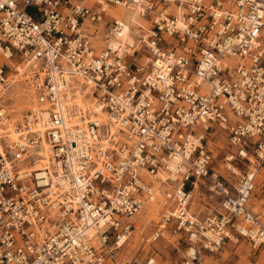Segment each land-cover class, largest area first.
I'll return each instance as SVG.
<instances>
[{
	"label": "built area",
	"instance_id": "built-area-1",
	"mask_svg": "<svg viewBox=\"0 0 264 264\" xmlns=\"http://www.w3.org/2000/svg\"><path fill=\"white\" fill-rule=\"evenodd\" d=\"M0 57V92L24 77L37 101L16 140L0 114V264H157L120 250L159 198L152 239L188 243L173 264L264 245V0H0ZM200 184L220 197L202 214Z\"/></svg>",
	"mask_w": 264,
	"mask_h": 264
},
{
	"label": "rangeland",
	"instance_id": "rangeland-1",
	"mask_svg": "<svg viewBox=\"0 0 264 264\" xmlns=\"http://www.w3.org/2000/svg\"><path fill=\"white\" fill-rule=\"evenodd\" d=\"M111 13L123 15L125 11L121 8H114ZM4 60L3 57H0V61ZM2 93L4 95L0 99V107L7 112L6 114L11 116V121L8 122L12 126L22 120L23 115L29 108L37 104L31 86L24 81V77H20V81L14 83L6 91L2 90L0 95ZM217 145L214 166L219 170L220 175L222 174V178L226 179L224 176H229L230 181H238L239 177L231 175L223 161V156L232 152L234 148L228 144L224 135L217 136ZM234 165L235 170L240 174L248 169L249 164L244 160V164L237 161ZM219 200L220 197L201 185V188L193 191L191 210L201 211L202 214V212L213 208ZM163 202L162 198H159L149 203L138 215L133 217L135 229L120 250V256L123 259L141 263L148 257L153 256L157 264H173V262L181 261L185 257L188 243L182 233H175L173 229L168 228L165 230L164 236L156 240L152 239L164 209ZM249 207L252 212L260 216L264 223V166L261 167L257 176V186L250 198ZM201 262L202 264H264V245L254 247L247 239H242L239 243L227 242L217 252L202 250Z\"/></svg>",
	"mask_w": 264,
	"mask_h": 264
},
{
	"label": "bare ground",
	"instance_id": "bare-ground-1",
	"mask_svg": "<svg viewBox=\"0 0 264 264\" xmlns=\"http://www.w3.org/2000/svg\"><path fill=\"white\" fill-rule=\"evenodd\" d=\"M27 84H28V83H27ZM29 91H30V90H29ZM20 95H21V94H20ZM78 101H79L80 105L83 107V103H82L81 99H79ZM20 109H21V108H20ZM22 109H23V108H22ZM17 110H18V109H17ZM3 111H4V110L0 109V114H2ZM6 113H7V112H6ZM13 121H14V120H13ZM7 122H8V121H7ZM7 122H6V123H7ZM6 123H5V124H6ZM7 124H8V126H9L8 128H9V130H10V137L16 140L18 137H17V134L15 133V130H14V127H15V126H12V124L9 123V122H8ZM0 132H2V127H0ZM150 208H151V207H150ZM153 211H155V210H153ZM149 214H150V213H149ZM153 216H154V212H153Z\"/></svg>",
	"mask_w": 264,
	"mask_h": 264
},
{
	"label": "crops",
	"instance_id": "crops-1",
	"mask_svg": "<svg viewBox=\"0 0 264 264\" xmlns=\"http://www.w3.org/2000/svg\"><path fill=\"white\" fill-rule=\"evenodd\" d=\"M217 171H219V170H217ZM222 175V174H221ZM225 178H226V180L230 183V184H236V182H233V181H230V179L228 178L229 176H224ZM199 188H201V184H200V186L199 187H197V188H195V189H193V191H196V189H199ZM193 191H192V193H193ZM218 206V202H217V204H214V206H213V208H216ZM212 209V208H211ZM208 210H210V209H208ZM208 210H206V211H208ZM193 211V210H192ZM206 211H204V212H206ZM193 212H195V211H193ZM204 212H202V213H204ZM195 213H198V214H201V211L200 212H195Z\"/></svg>",
	"mask_w": 264,
	"mask_h": 264
}]
</instances>
